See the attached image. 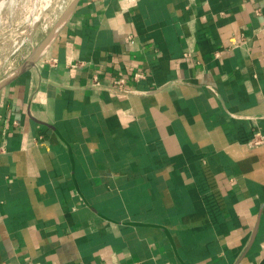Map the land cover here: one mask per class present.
I'll return each mask as SVG.
<instances>
[{
  "label": "crops",
  "instance_id": "0c3cea01",
  "mask_svg": "<svg viewBox=\"0 0 264 264\" xmlns=\"http://www.w3.org/2000/svg\"><path fill=\"white\" fill-rule=\"evenodd\" d=\"M257 133L264 0H78L0 89V264H264Z\"/></svg>",
  "mask_w": 264,
  "mask_h": 264
},
{
  "label": "rangeland",
  "instance_id": "374dc122",
  "mask_svg": "<svg viewBox=\"0 0 264 264\" xmlns=\"http://www.w3.org/2000/svg\"><path fill=\"white\" fill-rule=\"evenodd\" d=\"M73 2L18 0L14 11H3L0 25V82L42 55L44 48L59 33L69 17Z\"/></svg>",
  "mask_w": 264,
  "mask_h": 264
},
{
  "label": "bare ground",
  "instance_id": "6f19581e",
  "mask_svg": "<svg viewBox=\"0 0 264 264\" xmlns=\"http://www.w3.org/2000/svg\"><path fill=\"white\" fill-rule=\"evenodd\" d=\"M18 0H0V25L3 19V14L4 12H6L7 9L9 10H13L14 7H16L15 5L17 4ZM30 3V2H29ZM19 4V3H18ZM33 4V3H31ZM23 5V4H22ZM34 5V4H33ZM47 5V4H46ZM34 7V6H33ZM39 7V5H38ZM44 7V6H43ZM6 8V9H5ZM32 8V7H31ZM35 9V7H34ZM5 10V11H4ZM4 11V12H3ZM14 11V10H13ZM40 11V10H39ZM12 14V13H11ZM16 20V19H15ZM9 21V20H8ZM34 21V20H33ZM11 22V21H10ZM6 27V26H5ZM55 32V31H54ZM31 35V34H30ZM55 38V37H54ZM51 39V38H50ZM3 40V39H2ZM49 41V40H48ZM1 42V41H0ZM3 42V41H2ZM46 47V46H45ZM47 48V47H46ZM44 48V49H46ZM44 51V50H43ZM38 52V51H37ZM41 53V52H40ZM39 53V54H40ZM36 57V56H35ZM31 64V63H30Z\"/></svg>",
  "mask_w": 264,
  "mask_h": 264
},
{
  "label": "water",
  "instance_id": "95a60500",
  "mask_svg": "<svg viewBox=\"0 0 264 264\" xmlns=\"http://www.w3.org/2000/svg\"><path fill=\"white\" fill-rule=\"evenodd\" d=\"M78 0H74L71 9H70V13L72 12L74 6L76 5ZM48 40V39H47ZM51 40V39H50ZM49 40V41H50ZM46 42V41H45ZM35 62V60L32 61L31 64H33ZM31 64H26L25 66H23L22 68H20L19 70H17L16 72H14L13 74L9 75L7 78H5L2 82H0V89L5 86L9 81H11L13 78H15L18 74H20L23 70L27 69Z\"/></svg>",
  "mask_w": 264,
  "mask_h": 264
},
{
  "label": "built area",
  "instance_id": "2783aa9c",
  "mask_svg": "<svg viewBox=\"0 0 264 264\" xmlns=\"http://www.w3.org/2000/svg\"><path fill=\"white\" fill-rule=\"evenodd\" d=\"M142 76V74H140V73H137L136 74V77L138 78V77H141ZM116 83L119 85V86H123L124 85V79H119V80H117L116 81ZM263 139H264V137L260 134V133H257V134H255V136L251 139V143H254V144H260V143H262L263 142Z\"/></svg>",
  "mask_w": 264,
  "mask_h": 264
}]
</instances>
